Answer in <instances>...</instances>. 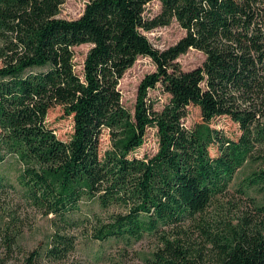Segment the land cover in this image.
Here are the masks:
<instances>
[{"label": "trees", "instance_id": "obj_1", "mask_svg": "<svg viewBox=\"0 0 264 264\" xmlns=\"http://www.w3.org/2000/svg\"><path fill=\"white\" fill-rule=\"evenodd\" d=\"M152 1L89 0L66 20V0H0V187L12 159L24 200L54 228L44 251L53 262L75 251L70 232L87 203L94 240L155 241L147 264H264V203L250 198L235 218L208 219L247 163L257 169L239 193H264V0H158L151 19ZM174 21L185 36L157 50L146 34ZM83 45L91 49L79 74L74 48ZM190 50L205 60L183 71L177 61ZM140 57L156 71L131 112L119 85ZM158 85L169 95L161 111L149 98ZM191 106L202 122L188 129ZM57 107L73 121L67 140L48 124ZM217 119L238 135L214 128ZM149 129L158 151L137 158ZM42 262L43 250L25 264Z\"/></svg>", "mask_w": 264, "mask_h": 264}, {"label": "rangeland", "instance_id": "obj_2", "mask_svg": "<svg viewBox=\"0 0 264 264\" xmlns=\"http://www.w3.org/2000/svg\"><path fill=\"white\" fill-rule=\"evenodd\" d=\"M89 0H66L61 8L58 18L66 20L79 19ZM161 11L158 0H153L146 8L147 18H154ZM185 31L174 21L171 25L157 28L146 36L151 44L159 51H165L175 46L184 36ZM91 49L90 45L74 48L76 72L81 74L84 59ZM205 56L196 50H190L178 59V64L183 71H190L200 67ZM1 67V62H0ZM156 71V66L150 58L140 57L135 65L127 71L120 82L119 89L122 94L123 105L131 112L134 111L137 99L138 86L147 76ZM149 98L155 102V109L161 111L169 100V95L158 85L156 89L149 92ZM202 122L199 108L191 106L188 109L184 124L188 129H193ZM48 124L56 130L59 138L67 140L73 132V121L65 117L61 107L54 108L48 117ZM213 127L223 130L231 137L238 135V127L230 120L217 119ZM155 129H149L145 145L134 155L137 158L152 156L158 151V138ZM111 145L108 132H105L101 140V153L109 149ZM212 153L216 151L212 149ZM6 174L9 183L0 187V264H25L30 253L43 250V262L41 264H147L146 260L151 257L155 241L145 238L140 242H98L91 237V217L87 211L89 205L83 204L84 212L80 217L79 228L70 232L76 239L75 251L63 261L53 262L44 257V251L49 245L54 228L50 218H46L37 210L32 208L25 200L16 182L20 167L12 159L1 168ZM257 168L247 163L237 172L231 184L228 195L219 199L218 208L210 211L211 221L231 220L238 213V208L249 205L250 198L258 203H264V193L252 189L247 197L241 196L239 187ZM90 221V222H89ZM86 223L88 225H86Z\"/></svg>", "mask_w": 264, "mask_h": 264}]
</instances>
